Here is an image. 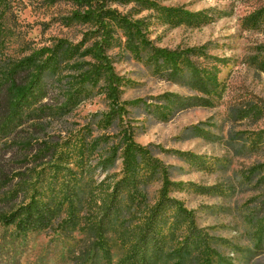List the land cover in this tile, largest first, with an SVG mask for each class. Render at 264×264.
I'll use <instances>...</instances> for the list:
<instances>
[{"label": "rangeland", "instance_id": "rangeland-1", "mask_svg": "<svg viewBox=\"0 0 264 264\" xmlns=\"http://www.w3.org/2000/svg\"><path fill=\"white\" fill-rule=\"evenodd\" d=\"M148 1L173 10L172 17L135 3L112 8L133 21H142V34L155 46L201 49L206 57L195 59L221 83L222 97L213 107L181 112L158 104L167 116L165 121H158L143 107H129L123 120L107 127L102 119L112 103L107 97L106 76H100L87 97L74 95L75 104L63 109L76 93L83 73L94 63L90 56L66 61L53 78V95L47 103L53 115L36 123L23 136L38 142L37 149L56 148L77 163L65 166L72 174L62 170V176L56 179L61 213L48 229L30 237L27 245L19 249V264L122 263L129 237L157 202L162 186L158 178L125 194L122 210L113 217L114 229L102 242L105 248L98 249L93 227L122 169L121 160L107 170L101 163L121 146L125 130L138 144L152 145V154L169 169L171 180L187 183L171 196L195 212L197 226L212 237V249L233 257L237 264H264L262 251L248 261V250L255 249L264 225V135L260 134L264 131V116L257 120L239 118V113L250 105L264 107V0ZM76 8L73 0H0V81L14 64L40 49L53 48L60 40L83 43L84 50L90 48L95 41L91 33L97 31V25L71 21ZM184 13L193 15L191 22ZM131 47L117 28L107 55L116 72L127 81L121 101L150 99L165 93L196 95L186 87L154 76L147 57L136 54ZM196 126L207 131L209 139L196 137L192 131ZM258 138L262 142L256 143ZM176 151L202 157L208 164L217 163L216 168L199 170ZM52 173L48 180L53 178ZM66 183L74 193V201L66 199ZM190 185H220L223 194H196ZM71 202L78 217L73 226L63 224ZM4 235L6 230L0 228V248L7 240Z\"/></svg>", "mask_w": 264, "mask_h": 264}, {"label": "trees", "instance_id": "trees-1", "mask_svg": "<svg viewBox=\"0 0 264 264\" xmlns=\"http://www.w3.org/2000/svg\"><path fill=\"white\" fill-rule=\"evenodd\" d=\"M73 3L77 8L72 12L71 21L97 25V31L91 33V39H95L92 46L84 50L83 43L70 44L60 40L53 48L40 49L14 64L0 81V228L6 230L7 234L4 235L7 240L0 248V264H19V249L27 245L30 237L48 229L62 211L55 193L56 179L62 176V170L72 174L69 167L65 166L76 161L56 148L38 150L36 146L40 144L28 140L23 134L37 126L36 123L53 115L52 108L47 105L53 95V78L66 61L90 56L94 63L83 73L76 93L70 96L69 103L63 109H67L71 103L75 104L74 95L87 97L100 76H106L107 97L112 103L111 109L102 119L107 127L123 120L129 107H143L147 114L153 115L158 121H165L167 116L158 104L171 107L175 112L195 107L209 108L223 94L221 83L195 59L206 57L201 49L173 50L155 46L142 34V21H133L112 6L135 3L142 8L158 9L170 18L173 10L160 8L148 0H73ZM184 14L186 20L191 22L193 15ZM117 28L128 38V44L133 51H137L136 54L147 57L146 63L154 76L186 87L196 95L184 97L165 93L150 99L121 101L122 88L127 81L116 72L112 58L107 55ZM149 100L154 103H149ZM263 116L264 107L257 104L239 113L240 120H257ZM192 131L196 137H210L207 131L197 126ZM260 134L264 135V131ZM257 142L262 141L258 138ZM151 146L138 144L133 134L125 130L121 146L102 161L103 169L107 170L121 160L122 169L100 220L93 227L96 237L94 244L98 249L105 248L102 242L105 241V235L114 229L113 217L122 210L123 196L137 189L140 184L150 185L159 178L162 180L159 198L143 223L136 227L133 236L129 237L128 252L121 264H237L233 257L211 248L212 237L197 226L195 212L171 196L172 192L185 188L187 183L171 180L169 169L152 154ZM175 154L199 170L216 168L217 163L208 164L202 157L192 153L176 151ZM82 161L80 158L79 162ZM30 164L34 168L30 169ZM51 171L53 178L48 180ZM67 185L66 199L74 201V193ZM190 186H193L196 194H223L220 185ZM69 207L68 219L63 224L73 226L78 223V217L73 202ZM259 236L255 249L248 250L251 254L248 261L255 253L264 252V225Z\"/></svg>", "mask_w": 264, "mask_h": 264}]
</instances>
